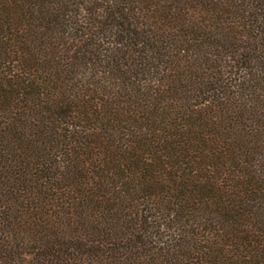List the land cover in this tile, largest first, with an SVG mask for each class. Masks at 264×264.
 <instances>
[{
    "label": "trees",
    "instance_id": "1",
    "mask_svg": "<svg viewBox=\"0 0 264 264\" xmlns=\"http://www.w3.org/2000/svg\"><path fill=\"white\" fill-rule=\"evenodd\" d=\"M0 264H264V0H0Z\"/></svg>",
    "mask_w": 264,
    "mask_h": 264
}]
</instances>
